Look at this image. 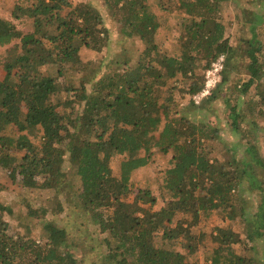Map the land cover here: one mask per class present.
<instances>
[{
  "label": "trees",
  "instance_id": "1",
  "mask_svg": "<svg viewBox=\"0 0 264 264\" xmlns=\"http://www.w3.org/2000/svg\"><path fill=\"white\" fill-rule=\"evenodd\" d=\"M103 2L129 43L124 53H137L138 41L143 46L137 57L131 54L137 59L132 67H123L130 58L105 64L81 57L83 47L101 51L111 38L90 2L18 0L12 18L0 16L6 73L0 79V167L36 194L22 203L47 233L37 242L12 232L11 219L23 217L0 194V264H82L67 221L46 218L47 192L59 200L51 210L55 218L64 214L63 221L75 209L93 224L105 248L92 264H199L206 234L198 225L215 211L241 220L248 243L233 228L217 227L210 264H264V251L255 245L264 238V155L254 134L264 125V17L254 15L248 28L239 24L235 41L225 37L220 15L230 0H164L161 9L173 12L182 28L181 53L168 55L157 42L163 21L149 0ZM252 2L264 8V0ZM20 18L32 28L19 27ZM222 55L220 82L196 102L205 85L198 68L206 73ZM225 86L231 127L247 144L227 161L211 155L224 143L220 134L210 120L196 117ZM64 94L73 98L68 108ZM171 150L172 162L158 181L165 204L157 210L151 184L136 193L132 177L150 167L156 152ZM115 158L121 159L118 176ZM246 189L260 192L256 207L244 199Z\"/></svg>",
  "mask_w": 264,
  "mask_h": 264
},
{
  "label": "rangeland",
  "instance_id": "2",
  "mask_svg": "<svg viewBox=\"0 0 264 264\" xmlns=\"http://www.w3.org/2000/svg\"><path fill=\"white\" fill-rule=\"evenodd\" d=\"M17 1L18 0H0V16L12 18L11 14ZM70 1L74 4L83 1L92 3L93 6L98 10V12L103 16V21L108 24L107 27L109 28L111 33V38L108 40V43L103 48V50L96 51L91 48L83 47L81 49L80 55L84 60L90 59L108 64L109 62L111 63L119 60L123 61L130 58L133 62L130 61V63L126 64V66L123 65L124 68L132 67L137 63V59L135 58V56L137 57L141 53V50L143 48L142 44L138 41V43H136L138 45H136L138 52H130L131 54L135 53L134 57L131 54L124 53L123 49L125 47L130 48L129 43L122 38L120 30L118 29V23L116 22V20H114V17L107 14L103 0ZM149 1L154 7L155 11L161 16L160 19L163 21L161 27L159 28V34L157 35V42L160 45L159 47L161 51L168 55H179L181 53L180 33L182 28L180 23L177 22V16L173 12H166L161 9L159 2H162L164 0ZM252 1L253 0H230L228 6L223 8V11L220 13V15L225 25V37H230L232 40L235 41L239 40V24L245 22L248 28V22L251 18H253L254 15V17L260 20L264 17V8L262 7V4ZM176 3L177 0H175L174 5H177ZM15 21L17 25L21 27L24 31H28L32 28V25H30L29 20H27L26 18L16 19ZM104 69H107V67H104ZM197 72L201 75L204 74L206 79V74L204 73L201 67L198 68ZM5 74L6 73L0 67V79H3ZM232 84L230 83L231 86ZM228 91L229 90H227V86H225V90L221 93L220 98L210 103L205 109L197 112L196 115L198 120H210L209 122L211 123V125L220 134V140H223L224 143L218 141L215 144L219 147L218 152H214L211 150L210 151L212 156H217L221 160L225 161L229 160L230 155H233L235 153V149L237 156H240L241 154L239 153L243 152L245 147L247 146L246 140H241L240 136L236 134V132H234L231 127V122L228 118L229 105L228 102H226V97L229 96V93H227ZM183 95L184 94L181 93H177L176 95V98L182 104L186 103L187 101L186 98H183ZM62 98L66 100L68 108L70 102L73 101V98L67 96L66 94L62 95ZM76 113H78V111H74V115H76ZM254 134L256 135L258 140L259 151L262 155H264V125L256 128L254 130ZM12 153L19 154L20 152L18 150H12ZM173 157L174 154L172 150L166 154L162 152H156L152 156L150 167H148V169L136 172L135 175H133L132 177L134 183L133 190L136 193H138L140 189H143V187L147 183L151 184L152 193L155 197L158 198V202L155 206V209L157 210L165 204L164 198L161 196V193L159 191L158 181L162 179V174L164 170L170 166ZM120 164L121 159L117 158H115L112 163L113 171L116 176L120 174ZM0 187L6 189L5 191H2L0 193L2 197L13 205L16 213L21 212L23 217L22 219L15 217L11 219L12 232L35 238L37 239V242H43L44 240H46L47 233L43 229L42 222L38 219L34 220L31 217H27V206L23 205L22 203L24 200V196L35 198L36 194L29 193V191L22 187L19 182L11 179L9 176V172L5 169H2L1 167ZM46 194L51 198L50 203H47L46 201L44 204H42L43 202L41 203L42 205H46V207L48 206V212L45 214L46 218L49 220L56 219L58 222L61 223H65L67 221L66 227L69 229L73 249L76 252V256L79 257L82 264H92L99 256V251L97 250H102L105 248V244L103 242L101 243V239H99V236L97 235L98 233L95 231L93 224L86 219L78 217L75 209H71L69 213L60 211V213H65L67 215L69 214V217H64L63 221L61 219L64 214H60L58 216L59 218H55V215L51 213V210L55 207L59 200L55 197L54 199L51 192H47ZM243 197L245 200L253 203L255 207L262 198L260 192L252 189H246L244 191ZM40 202L41 201H39V203ZM251 210L253 209L247 208V215L253 213ZM27 223L29 224L30 231L28 230V226H26ZM78 225L83 226V228H80L81 230H79L77 227ZM198 227L206 234L203 244L204 247L200 248L196 255V260L199 261V264H210L208 254L211 253L212 249L216 245V242L212 239L211 235L217 227H231L236 232H239L241 238H243L245 242H247L245 224L239 219L233 221L225 220V217L220 211H215L211 215V217H202ZM85 230H87V235L86 233H84ZM253 245L254 244L251 242H249L248 244V246ZM255 245L257 246L259 252L264 251V238L263 240H260L258 244L255 243Z\"/></svg>",
  "mask_w": 264,
  "mask_h": 264
},
{
  "label": "built area",
  "instance_id": "3",
  "mask_svg": "<svg viewBox=\"0 0 264 264\" xmlns=\"http://www.w3.org/2000/svg\"><path fill=\"white\" fill-rule=\"evenodd\" d=\"M224 68V56L214 60L206 71V79L203 90L194 96L196 102H199L204 96L210 94L211 90L220 82L222 70Z\"/></svg>",
  "mask_w": 264,
  "mask_h": 264
}]
</instances>
